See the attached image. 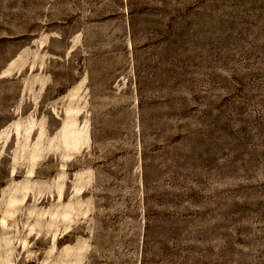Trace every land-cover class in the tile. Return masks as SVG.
<instances>
[{"label":"rangeland","instance_id":"374dc122","mask_svg":"<svg viewBox=\"0 0 264 264\" xmlns=\"http://www.w3.org/2000/svg\"><path fill=\"white\" fill-rule=\"evenodd\" d=\"M0 264H264V0H0Z\"/></svg>","mask_w":264,"mask_h":264}]
</instances>
